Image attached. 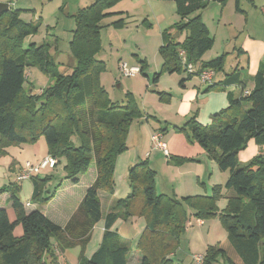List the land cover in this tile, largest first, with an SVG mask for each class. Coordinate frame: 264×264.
Instances as JSON below:
<instances>
[{
  "label": "trees",
  "instance_id": "trees-1",
  "mask_svg": "<svg viewBox=\"0 0 264 264\" xmlns=\"http://www.w3.org/2000/svg\"><path fill=\"white\" fill-rule=\"evenodd\" d=\"M118 1L93 0L70 15L76 22L71 40L76 64L69 73L49 68L44 45L31 41L24 46L25 39L39 26L21 17L26 10L10 8L0 14V156L12 143L43 138L48 156L57 159L56 167L51 169L65 159L63 176L40 173L30 179L34 185L32 201L39 205L54 197L62 180L78 182L92 161L97 169L96 179L65 226L55 223L41 208L26 210L18 195L21 181L0 187V197L9 194L15 215L12 219L9 210L0 206V264H47L46 254L58 262L55 248L63 252L76 246L81 250L79 264H128L132 246L113 226L119 219L134 216L146 221L135 247L142 255L138 264H183L176 261L174 252L188 228L190 211L199 219L218 217L237 258H232L226 248L210 245L197 264H264V158L259 154L247 166H241L239 159L240 151L251 139L264 146V69L258 70L249 93L243 89L239 97L231 95L228 87H243L240 73L227 74L224 82L213 78L205 91L226 90L229 105L213 115L211 124L204 125L191 116L176 127L199 143L221 170L229 171L225 185L213 186L211 195L178 198L156 190V170L148 160L132 164L128 171L130 194L118 200L106 215L102 241L90 257L86 256L93 228L102 219L100 191L114 192L116 162L128 149L130 125L144 116L132 91H127L121 104L110 98L101 80L106 70V62L96 57L102 45L101 22L115 14L108 9ZM170 1L176 3L179 20L162 31L159 53L163 63L154 82L164 71L185 73L181 86L201 71H222L226 54L202 59L215 40L201 16L193 15L211 0ZM236 9L242 11L240 0H236ZM184 32V39H179ZM181 51L187 56L186 64L196 66L194 72H189L182 62ZM140 62L144 71V60ZM31 65L39 66L49 76L39 93L28 87L32 83L27 76ZM157 93L161 99L171 96L166 91ZM224 188L228 190V205L220 211L217 200L224 195ZM17 226L22 228L20 236L15 234Z\"/></svg>",
  "mask_w": 264,
  "mask_h": 264
},
{
  "label": "rangeland",
  "instance_id": "rangeland-1",
  "mask_svg": "<svg viewBox=\"0 0 264 264\" xmlns=\"http://www.w3.org/2000/svg\"><path fill=\"white\" fill-rule=\"evenodd\" d=\"M0 2L9 3L10 8L13 9L26 10L22 12L21 17L26 21L34 20L39 23L38 31L25 39L24 46L27 47L31 41L36 42L38 46L44 45L49 55V68L51 67L63 73L72 71L74 64H76V59L71 49V40L73 39L76 23L74 18L70 15L68 16L67 11H75L74 9L77 7V4H75L73 0H0ZM133 2L134 0H120L112 7L117 10H130ZM254 2L255 4L252 0H240L241 7L247 10L249 21L245 13H242L241 10H235L236 0H231V9L225 11L224 18L227 19V24H225V20L220 25L218 23L219 14H217L218 16H212L211 14L218 13L220 5L214 7L215 4L211 3L207 13L204 15L210 34L214 37L215 41L213 47L209 49L202 58L206 60L219 52H226L225 68L234 70V68L237 67L236 73H242L244 79H247L246 82L249 81L248 86L252 85L256 71L264 69V0H254ZM65 5L69 6V9L64 8ZM140 9L141 8L138 9V7L133 8L132 6V10H130L131 15L127 12L116 11L115 14L111 15V24H107L108 20L101 22L102 27L100 31L102 45L96 57L106 62V70L102 73L101 80L108 90L110 98L122 104L125 102L127 91L131 90L144 111V119H134L130 125L127 136L128 140L130 129L134 125L128 145L131 147V145L135 143L134 147L139 151V155L142 156L140 160L142 161L148 160V158L145 157L146 153L153 152L154 146L150 135L153 130L161 131L165 142H167L168 139H170L172 143L175 142V140H179L182 150L184 148L188 149L189 144L185 145L183 143V138L188 142L186 134L183 131H178L173 124L174 116L180 107L181 98V94L178 95L176 93L183 92L179 91L180 89L177 87L180 86L182 88L181 80L183 79L182 75L185 73L177 71L170 73L164 71L159 75L158 81L156 83L154 82L155 73L161 71V55L159 53V47L161 45L160 28L156 20L150 18V23L147 22L146 17L148 16H145V14L142 13L143 10L141 11ZM199 13L200 10L193 15L195 16ZM230 21H233V23ZM185 35L186 32L182 33L180 38L183 40ZM140 59L144 60L147 70H145V68L144 71L133 77L123 75L120 71V63L127 62L130 66L139 65V63H141ZM27 76L32 82L28 84V87L33 88L31 91L33 90L35 93H39L49 81V76L39 66L31 65L28 67ZM194 80L199 81L198 78H194ZM27 83L28 82H26V84ZM206 89L207 88L204 89V92H207L205 91ZM158 91H166L174 95V97L172 98V96H170L169 98L161 99L157 93ZM193 112V116L198 120L199 106L197 103L193 106ZM146 118L148 120H146ZM158 118L162 120L163 129L165 130H159L160 121ZM212 119L213 116H209V124L213 122ZM188 133H190V130H188ZM251 140L247 143V146L240 151L242 158L240 159L241 166H247L257 156L254 152L250 154L252 148L254 149L256 146L254 141ZM149 141L150 144H148ZM195 144H198L197 146L203 150V147L199 143L195 142ZM6 150V154L0 156V187L9 186L15 183V181H19L17 177L27 161L37 164L48 156L47 143L43 138L35 142L12 143L8 145ZM243 153L248 155L243 158ZM208 158L210 157L208 156ZM64 160H62V163L59 164L57 169H47L46 173L63 176L65 174ZM163 161L164 159H162L160 163ZM188 162L190 161L188 160L185 163ZM162 170L160 167L156 169V181L158 185L160 181L159 179L157 180V177L163 174ZM224 172L225 180H223V182L225 181L226 183L230 173L229 171ZM45 174L41 172L40 176H44ZM165 178L166 176L160 179L161 186ZM225 183L222 185H225ZM21 184L22 187L18 195L22 201L26 202V206L28 207L30 204H36V208H42V205L32 201L33 182L31 180H25L22 181ZM199 191L200 193L198 194L211 195L212 186L206 185V188H204V186L200 185ZM223 194L224 195L217 200V206L220 211L225 209L228 205V198L226 197L228 190L224 188ZM181 197L182 196L178 198ZM189 216L188 228L183 233L181 242L174 252L176 261H180L183 264H197L195 257L199 255L204 256L210 245H219L222 248H226L228 254L232 258L237 259L228 241L227 243L218 242L216 244H211V238L207 237V234L211 235V233H209V224H205L204 226L199 225V218L193 211H190ZM212 219L214 218H205L202 220L208 221ZM215 219H217L218 222L220 221L218 217ZM220 222L218 224H221ZM220 226L222 228V225H219L217 229L220 228ZM215 235L220 236L218 231ZM78 249L79 248L76 246L65 250L64 256L69 254L68 264H71L70 260L72 256L78 259ZM55 251L58 253L59 250L55 248ZM46 260L47 264H67L63 257L59 255L58 262L48 254H46Z\"/></svg>",
  "mask_w": 264,
  "mask_h": 264
},
{
  "label": "crops",
  "instance_id": "crops-1",
  "mask_svg": "<svg viewBox=\"0 0 264 264\" xmlns=\"http://www.w3.org/2000/svg\"><path fill=\"white\" fill-rule=\"evenodd\" d=\"M92 1L93 0H76V1L73 0V2L77 4L76 5L77 7L74 9L75 11H71V10L67 11L68 16L74 14L79 8L90 4ZM230 2L231 0H226L225 2H222L221 0H211L206 8L200 10L199 15L207 25V21L204 19V15L207 13L211 3H214L215 4L214 7H218V5H220V9L218 10V13H211L212 16H218L217 14H219L218 23L221 25L223 21L226 20L225 24H227V19L224 18V15L226 10L231 9ZM252 2L255 4L254 0H252ZM132 6L133 8L135 7H138V9L141 8L140 9L141 11L143 10L142 13L145 14V16L146 15L148 16L146 17L147 22L150 23L149 21L150 18L152 20H156L159 24V28H160L159 31L161 35H162V31L165 28L174 25L179 20L176 3L174 1L134 0L130 10H132ZM240 7H241V3H240ZM64 8L69 9V6L65 5ZM235 8H236V3H235ZM241 9H242V13L246 14V18H248L249 21V15L247 14V10L243 9L242 7ZM130 10L129 9L117 10L112 7L108 9V12L116 13V11L117 12L121 11V12H127L128 14L131 15ZM107 17L108 18H104L102 21L108 20L107 24H111L110 23L111 15ZM233 21L230 22L233 23ZM179 39H181L180 35H179ZM161 43H162V36H161ZM222 54H226V52H219L216 55L207 58L205 61L216 58ZM162 63L163 60L161 57V67H162ZM239 64L241 65L240 61ZM139 65L143 66V64L140 63ZM225 67H226V63H225ZM225 67L222 71H218L215 73V77H214L215 82L216 81L224 82L227 77V74L236 72L237 67L234 68V70L226 69ZM145 70H147V68ZM257 72L258 71H256L255 75L257 74ZM240 75L244 80L243 87L237 85H232L228 87V92H230L231 95H234L235 97H239L242 94L243 89L249 92L255 85V81L253 80L252 85L248 86L249 81L246 82L247 79L246 80L244 79L242 73H240ZM182 76H185V74H183ZM194 78H198V77H193L192 79L187 80L184 86H182V88L180 86L177 87L178 89H180L179 91H183V92L176 93L178 95L181 94V98H180V107L174 116V122L172 121L175 127L180 126L185 121H187L191 116H193L194 113L193 106L195 103H197L199 106L198 120L203 124H209L210 121L209 116L212 117L214 114L218 113L221 109L226 108L229 105V100L226 90L218 89L209 92H204V89L207 87L208 83H203L199 78H198L199 81L196 80L197 81L196 82ZM171 96L172 98L174 97V95ZM140 119H144V117L143 118L141 117ZM146 120L148 119L146 118ZM158 120L160 121V122L158 121L160 125L159 130H165L163 129L164 126L161 122L162 120H160L159 118ZM133 126L130 129L127 144H129L130 142ZM154 131L156 130H153L151 132L150 134L151 137ZM186 138L188 142H186L185 141L186 139L183 138V143L185 145L189 144L188 149L184 148L182 150L180 148L181 142L179 140H175V142L172 143L170 139H168L166 144L170 156H166L162 150L156 149L154 147H153V152L146 153L145 155V157L148 158L149 163L155 170L158 169V167H160L161 170L163 169L162 170L163 174L157 177V180L159 179L160 181L159 185L157 181L155 182L156 190L159 193H166L169 195H175L176 197H180V196L183 197L186 195L200 193L199 191L200 185L206 188V185H210L213 187L215 185H222L223 183H225V181L223 182V180H225V174H224L225 172L219 168L217 162L212 160L211 158H208V155L204 150V148L203 150L199 148L197 146L198 144H195V141L191 140L190 137L187 136V134H186ZM251 141H254L256 146L254 147V149L252 148L250 154L253 152L256 153V155L261 154V152L264 151V146L258 145L254 139H252ZM148 144H150V141ZM134 145L135 143H133L131 147L128 145V149L118 156L115 167V173H114L115 182H116L114 192L108 193L106 191H100V200L102 205V219L93 228L92 238L88 243L85 251V254L88 257H90L96 251V249L99 247L102 241V237L105 229L104 218L110 211L114 209L118 200L122 198H126L130 194L131 187L128 177L129 168L132 164H135L142 159V156L139 155V151L136 149V147H134ZM246 155L248 154L243 153L242 157L244 158L246 157ZM176 158H178V160ZM180 158H182L183 160H180ZM162 159H164V161L160 163ZM239 159H242L241 152L239 153ZM188 160L190 162L185 163ZM47 169H51V168H47ZM47 169L42 171V174L43 173L45 174ZM52 174L46 173L45 175H52ZM164 176H166V178L164 179L163 185L161 186L160 179ZM96 177H97L96 163L95 161H92L89 170L86 173L79 175L78 182H73L71 179L62 180L60 186L56 189L54 197L47 204L42 205L41 208L42 211L55 223L61 226H65L69 221V219L71 218V216L73 215V213L78 208L80 202L82 201L86 193L87 188L94 182ZM57 181H58L57 179L54 180V182ZM8 197H9L8 193L0 197V206L7 208L10 212V216L12 217V219H14L15 217L14 211L11 207V203ZM24 204L26 206V202H24ZM35 205L36 204L34 205L30 204L28 205V207L26 206V210L29 212L35 209L36 208ZM219 222L215 218L208 221L198 219V223L201 226L202 225L204 226L205 224H209V233H211V235L207 234V237L211 238V244H216L218 242L227 243L228 241V232L224 227V225L222 224V222H220L221 224H218ZM219 225H222V228L220 226V228L217 229ZM145 226H146V221L144 217L141 216L130 217L127 220L119 219L113 226V229L117 230L125 240H128L130 242L132 246L128 264H138L142 257L141 253L137 251L135 247ZM217 231L219 232L220 236L215 235ZM15 234L17 236L22 235L21 226L16 227ZM77 247L79 248L78 252L80 255V251H81L80 247L79 246ZM65 252L66 251L63 252L58 251L57 254L59 256H62L63 259L68 264L69 254L64 256ZM70 261L71 264H79L80 263L79 256L78 259L77 257L72 256V259Z\"/></svg>",
  "mask_w": 264,
  "mask_h": 264
},
{
  "label": "built area",
  "instance_id": "built-area-1",
  "mask_svg": "<svg viewBox=\"0 0 264 264\" xmlns=\"http://www.w3.org/2000/svg\"><path fill=\"white\" fill-rule=\"evenodd\" d=\"M180 56L187 70L189 72H194L196 70V66L192 63L186 64L187 56L185 54V51H181ZM120 71L123 73V75L127 77H133L138 73L142 72L140 65L130 66L127 62L120 63ZM197 76L203 83H211L213 78L215 77V72L213 70H204L201 71ZM244 93L248 94L249 92L245 91ZM151 140L154 148L162 150L166 156H170L167 144L163 140L162 132L154 131L152 133ZM260 155H262L264 158V151L261 152ZM56 164H57V159L52 156H47L40 163L37 164L31 161H27L23 165L22 171L19 173L17 179L21 182L25 180H30L34 175L40 174L42 171H44L47 168H55ZM202 259H203L202 255L195 257V261H197V263L201 262Z\"/></svg>",
  "mask_w": 264,
  "mask_h": 264
},
{
  "label": "water",
  "instance_id": "water-1",
  "mask_svg": "<svg viewBox=\"0 0 264 264\" xmlns=\"http://www.w3.org/2000/svg\"><path fill=\"white\" fill-rule=\"evenodd\" d=\"M10 10L9 3L0 2V14Z\"/></svg>",
  "mask_w": 264,
  "mask_h": 264
}]
</instances>
